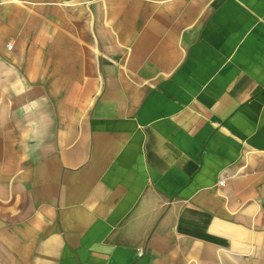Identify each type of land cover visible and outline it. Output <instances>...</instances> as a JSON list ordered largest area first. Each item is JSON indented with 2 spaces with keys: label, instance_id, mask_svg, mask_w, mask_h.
Instances as JSON below:
<instances>
[{
  "label": "crops",
  "instance_id": "crops-1",
  "mask_svg": "<svg viewBox=\"0 0 264 264\" xmlns=\"http://www.w3.org/2000/svg\"><path fill=\"white\" fill-rule=\"evenodd\" d=\"M0 264H264V0H0Z\"/></svg>",
  "mask_w": 264,
  "mask_h": 264
},
{
  "label": "built area",
  "instance_id": "built-area-1",
  "mask_svg": "<svg viewBox=\"0 0 264 264\" xmlns=\"http://www.w3.org/2000/svg\"><path fill=\"white\" fill-rule=\"evenodd\" d=\"M11 47H12V46H9V48H11ZM220 185H224V181H221V182H220ZM138 253H139L140 256L143 255V251H139Z\"/></svg>",
  "mask_w": 264,
  "mask_h": 264
}]
</instances>
